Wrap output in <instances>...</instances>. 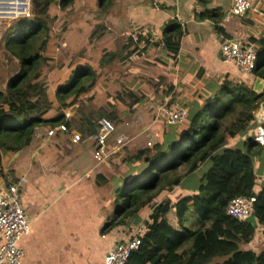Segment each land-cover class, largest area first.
<instances>
[{
  "label": "trees",
  "instance_id": "1",
  "mask_svg": "<svg viewBox=\"0 0 264 264\" xmlns=\"http://www.w3.org/2000/svg\"><path fill=\"white\" fill-rule=\"evenodd\" d=\"M30 1V16L12 19L1 38L19 67L0 88V163L8 152L28 146L40 127L68 125L63 109L77 102L94 84V80L87 82L95 75L84 64L74 69L52 94L48 91L40 66L47 60L42 53L56 16L50 10L67 11L75 0ZM96 1L99 15H105L114 3ZM198 1L206 5L211 0ZM195 14L199 19H210L215 30L223 32L220 22L224 13L218 7L196 10ZM183 34L182 24L174 18L160 27L171 71L181 67L177 71L178 92L199 81L198 90L192 88L184 94L180 105L186 108V114L180 123H167L156 118L154 112L167 130L150 147L139 148L126 157L128 174L117 189L114 216L106 229L127 218L138 220L139 209L151 203L149 222L145 221L140 243L130 252L126 264H264V250L255 252L240 246L241 242L251 241L258 225L264 230V183L258 185L254 169V162L264 157V143L255 141L252 134L238 145H227L256 125L254 111L264 99V90L257 93L243 80H232L227 75L209 78L200 65L183 64ZM249 43L256 48V63L250 74L264 79V35L250 38ZM105 55L100 62L110 59ZM169 89H174L173 84ZM98 114L117 119L111 111L101 109ZM91 125L93 129H88L87 134L97 131V124ZM204 162L209 165L199 178L196 192L179 195L173 201L163 198ZM240 195L251 197L256 226L225 212L227 202ZM190 209L198 220L194 227L183 223Z\"/></svg>",
  "mask_w": 264,
  "mask_h": 264
},
{
  "label": "crops",
  "instance_id": "2",
  "mask_svg": "<svg viewBox=\"0 0 264 264\" xmlns=\"http://www.w3.org/2000/svg\"><path fill=\"white\" fill-rule=\"evenodd\" d=\"M90 1L96 12L97 1L88 0L87 3ZM229 6L230 0H211L206 5H201L198 0H114L110 11L102 20L103 23L94 20L87 24L91 30L97 25L96 23H100V27H106L104 33L97 30L91 42L92 51L99 62L95 66L92 62L87 64L95 75L94 84L88 90H92L94 96L93 100L88 102V105L94 108L90 111L95 113L99 105L103 104L102 101L96 100L101 89L98 82L95 83L98 72L96 73L94 68L104 69L107 74H116L110 68H113L115 63H119L120 74L125 75L127 72L135 74L134 68L123 69L137 58L138 62L131 67L140 69L138 70L140 73H144L146 69L151 73L150 69L156 68V65L170 67L171 70L170 57L161 43L160 36V27L171 18L177 19L183 26L184 34L180 39V59L183 64L192 62L200 65L209 78L227 75L232 80H243L252 86L254 76L239 72L233 63L225 61L218 47L224 37L236 36L249 41L252 37L264 35V0H253L252 7L242 18L234 16L226 20L223 18L220 22L223 27L222 33L215 30V25L210 19H199L195 14L196 10L214 7H218L220 12L224 13ZM76 22L81 25L83 20ZM91 30L87 35L79 37L86 39ZM107 31L109 32L106 33ZM118 34L123 37L117 39ZM103 54H106L105 58L110 59L100 62ZM139 59L149 66L138 64ZM79 67H81L80 62H76L73 69ZM65 82L64 79L61 84ZM140 82L141 80L134 82V79L127 82L131 89V92L127 93L134 95L143 85ZM115 84L117 79H111L106 91L110 92V89H114ZM99 99L103 100L106 108H109L106 111L115 113L118 118L119 115L122 117L125 114L120 111L118 94L109 95L107 92H102ZM139 100V97L132 96L129 105L139 104ZM77 106L74 104L63 109L69 121L66 131L59 130L55 126V133L47 136L48 126H42L28 146L8 152L0 163L2 169L0 177L6 181L13 179L14 176L26 177L20 196L29 221V230L19 240L23 250L21 264H104L108 250L116 241L126 238H120L124 233H119V227H124L128 220L133 219L138 225L135 227L136 231L139 228L144 230L145 221L149 222L153 205L148 204L139 209L138 220L134 217L127 218L123 223L106 229L112 221L116 207L113 190L119 188L118 184L123 183V178L128 174V166L118 168L119 173L114 176L109 172L113 165L111 154L102 161L96 162L93 157L96 145L95 133L87 134V130L93 129L91 124H97L98 119L95 120L96 117L91 114H75L74 109ZM54 114L49 113V115ZM126 122H117V134L120 131L125 134L123 130L129 126L124 124H131ZM255 124L248 134L231 140L227 145H238L247 135H255V127L258 123L255 121ZM261 126L264 129V121ZM74 132L80 135V140L77 142L71 141ZM137 136H134L133 141L138 138ZM110 141V137L107 138L108 146L113 144V141ZM254 169L258 185L261 186L264 183V157L254 162ZM177 186L168 193L174 192ZM31 191H35L32 198L26 194ZM257 228L263 232L262 227Z\"/></svg>",
  "mask_w": 264,
  "mask_h": 264
},
{
  "label": "rangeland",
  "instance_id": "3",
  "mask_svg": "<svg viewBox=\"0 0 264 264\" xmlns=\"http://www.w3.org/2000/svg\"><path fill=\"white\" fill-rule=\"evenodd\" d=\"M86 1V0H85ZM88 1V0H87ZM83 0H75L73 5L69 10H63L59 11L57 9L50 10L51 15H56L55 19L52 21L50 25V36L48 38V45L46 49L43 51L42 55L47 57L46 61H43L41 63L40 69H41V79L45 82L48 91L52 94L55 90V87L57 85H60L61 82L65 79L67 81L68 76L71 72H73V68L76 66V62H80L81 66L84 64H88L92 62L95 66L96 63L99 62L98 58H95V54L92 51V38L95 36V33H97L96 28L97 26H100V23H96L94 29L91 30L90 27H88V22H93L94 20H99V22L103 23L102 20L105 18V15H99L96 12L91 5L92 1L87 3ZM97 6V5H96ZM110 11V10H109ZM83 20V23L79 25L76 21ZM11 23V20L3 25L2 28V34L4 30L9 26ZM106 27L102 26L98 32L104 33ZM90 32L86 39L83 37H79L80 35H87V33ZM110 31V30H109ZM107 31L106 33H108ZM117 39L123 37L122 35L118 34L116 35ZM2 38V35H1ZM0 38V88L3 87L6 79L14 73L18 67L19 64L13 58L4 48V42ZM227 38H238L236 36H228ZM243 39V38H241ZM91 43L89 44L88 43ZM120 44V43H119ZM140 65H147L146 62L139 59ZM83 62V63H81ZM133 62V63H132ZM132 62H129L127 67L123 70H127L130 68H134L135 74H130L127 72V74L123 75L120 74L121 71V65L119 63H115L113 68H110V70L114 71L116 74H110L104 69H97L94 68L96 73L98 72L96 76L95 83L100 85L99 88L101 89V92L96 96L97 101H102V107L99 105V109L94 113L93 111H90L91 109H94L88 105V102L90 100H93L94 96L92 95L93 91L90 90L85 94H81L80 98L77 102L74 104H77L78 106L74 109L75 114L78 115H87L91 114L96 117L95 120L104 117L99 116L100 110H109V108H106V105L104 104L103 100H100V95L102 92L107 94H118L120 97V111H123L125 114L119 115L116 117L117 119L112 121L114 122V131L109 135L111 141L113 143L115 142L117 138V131L116 128L118 126L117 122H131L129 126L126 127L125 134L120 131L119 133H122L124 136L123 144L117 149L115 152L111 153L113 161H111L112 167L110 168L109 172L110 174L119 173L118 168L120 167H126V157L138 148H144V147H150L152 144L156 142V140L161 135V132H163L166 125H163L160 119H156L154 117V108L157 109L158 104H165L167 106H173L176 104H181V100L184 97V94L187 90L194 89L195 91L198 90L199 87V81L197 83H193L191 86L186 87L185 90L179 91L176 86L177 79H178V73L177 71L181 69L180 66H175L174 72H172L169 68H164V66L156 65V68H152L151 73L148 72L149 69H146L144 73L138 72L140 69H136L135 67H131L136 65L138 62L137 58L134 59ZM256 63V61H255ZM66 71V73H63ZM137 74H140L139 76H136ZM222 76V75H220ZM67 77V78H66ZM95 78V76H94ZM94 78H89L87 82L94 80ZM117 79V84L113 87L114 89H110V92L106 91L108 87L109 81L111 79ZM128 78V79H127ZM134 79V82L137 80H141L140 84L143 83L142 87H140L138 90L135 91L134 95L139 97V104H130L132 96L127 93L131 92L130 87L127 85V82ZM125 83L123 84V82ZM114 83V82H112ZM170 84H173L174 89H169ZM118 87V88H117ZM118 89V90H116ZM191 93L190 95H193L191 91L187 92ZM136 94V95H135ZM194 96V95H193ZM138 102V101H137ZM74 104L70 105L69 107L74 106ZM134 106V107H132ZM98 107V106H97ZM66 109V108H65ZM116 131V133H115ZM165 132V131H164ZM138 135V136H137ZM134 136H137L135 138ZM140 136V137H139ZM108 137V138H109ZM112 145V144H111ZM109 145V146H111ZM108 146V149H109ZM116 152H119L116 154ZM110 155V154H109ZM108 156V155H107ZM110 156V159H111ZM209 165V162H204L202 165L198 167L196 171L193 173L188 174L186 177L182 179V181L179 183L177 188L174 190V192L166 193L164 197H168L170 200L176 199L179 195L187 194V193H193L197 191V185L199 182V178L202 175V173L207 169ZM18 177V176H17ZM16 176L13 177L15 179ZM124 179V178H123ZM119 188L122 187L123 183L118 184ZM118 189V188H117ZM116 189V190H117ZM116 190H113V197L116 198L117 195H115ZM26 194L29 195L30 198H32L35 195V191L26 192ZM149 205H152L151 203ZM147 210L149 208L147 207ZM183 223L188 227H194L195 224L198 223V220L193 212L192 209L188 210L184 219ZM136 225V226H135ZM137 222H134L133 219H130L127 221V224L123 227H119V233L121 235L120 238L129 237L136 233L135 227H137ZM257 227H262L261 225ZM262 231H260L259 228L256 229L255 235L252 237L251 241L248 243H240V246L243 248L250 247L255 252H260L264 250V230L262 227ZM120 236V235H119ZM262 241V242H260ZM216 260H221V258H218ZM213 262V261H212ZM211 262V263H212Z\"/></svg>",
  "mask_w": 264,
  "mask_h": 264
},
{
  "label": "built area",
  "instance_id": "4",
  "mask_svg": "<svg viewBox=\"0 0 264 264\" xmlns=\"http://www.w3.org/2000/svg\"><path fill=\"white\" fill-rule=\"evenodd\" d=\"M30 0H0V38L2 28L10 20L21 16H30ZM253 0H230L229 8L224 12L223 18L229 19L234 16L242 18L252 7ZM218 51L225 61L235 65L241 73H251L255 63L256 48L247 39L224 37L219 42ZM155 117L162 118L170 124L180 123L185 114L186 108L176 104L167 106L158 104L154 108ZM57 129L66 131L67 126L60 123ZM114 131L113 122L101 117L97 120V131L94 135L96 142L93 150V157L96 162H100L107 155L115 152L123 144L122 133L117 135L115 142L107 145L108 136ZM254 140L260 144L264 143V129L261 124L255 127ZM54 128L46 130V135H53ZM80 135L72 133L71 141L77 142ZM26 182V177L20 175L15 179H3L0 177V264H21L23 250L19 245L20 238L28 233L29 221L22 205L21 190ZM225 212L239 220H244L251 211V197L234 196L225 206ZM144 230L140 228L132 236L118 240L108 250L104 257V264H126L130 252L136 249L140 243V235Z\"/></svg>",
  "mask_w": 264,
  "mask_h": 264
},
{
  "label": "water",
  "instance_id": "5",
  "mask_svg": "<svg viewBox=\"0 0 264 264\" xmlns=\"http://www.w3.org/2000/svg\"><path fill=\"white\" fill-rule=\"evenodd\" d=\"M252 89L257 93H261L264 90V79L255 76ZM254 118L258 124H262L264 121V99L259 102L256 110L254 111ZM245 221L250 222L253 226L257 225L256 219L253 213L249 214L245 219Z\"/></svg>",
  "mask_w": 264,
  "mask_h": 264
},
{
  "label": "clouds",
  "instance_id": "6",
  "mask_svg": "<svg viewBox=\"0 0 264 264\" xmlns=\"http://www.w3.org/2000/svg\"><path fill=\"white\" fill-rule=\"evenodd\" d=\"M247 74V73H246ZM248 74H250V73H248ZM112 121V120H111ZM113 122V121H112ZM262 125V124H261ZM55 128V127H54ZM95 135V134H94ZM256 141V140H255Z\"/></svg>",
  "mask_w": 264,
  "mask_h": 264
}]
</instances>
